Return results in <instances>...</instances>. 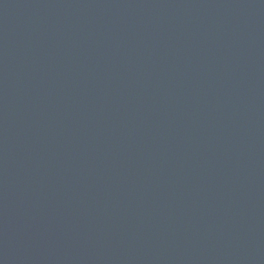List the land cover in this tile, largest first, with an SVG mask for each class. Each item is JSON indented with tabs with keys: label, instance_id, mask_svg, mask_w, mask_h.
Masks as SVG:
<instances>
[{
	"label": "water",
	"instance_id": "95a60500",
	"mask_svg": "<svg viewBox=\"0 0 264 264\" xmlns=\"http://www.w3.org/2000/svg\"><path fill=\"white\" fill-rule=\"evenodd\" d=\"M0 264H264V0H0Z\"/></svg>",
	"mask_w": 264,
	"mask_h": 264
}]
</instances>
